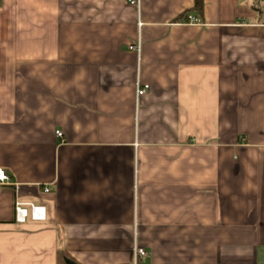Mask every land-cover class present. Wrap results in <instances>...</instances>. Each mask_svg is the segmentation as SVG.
<instances>
[{"label":"crops","instance_id":"obj_1","mask_svg":"<svg viewBox=\"0 0 264 264\" xmlns=\"http://www.w3.org/2000/svg\"><path fill=\"white\" fill-rule=\"evenodd\" d=\"M193 6L1 0L0 264H264V0Z\"/></svg>","mask_w":264,"mask_h":264},{"label":"built area","instance_id":"obj_2","mask_svg":"<svg viewBox=\"0 0 264 264\" xmlns=\"http://www.w3.org/2000/svg\"><path fill=\"white\" fill-rule=\"evenodd\" d=\"M131 3H138L139 0H129ZM1 2V0H0ZM186 23L191 24H202L203 21L200 17L195 16L193 14H189L187 18L184 20ZM141 25V23H140ZM130 49L137 51L138 53L142 50V42L141 39L138 40V43L130 45ZM150 88L149 84H139L137 87V96L141 97L144 95L147 90ZM56 134L59 137L63 136L62 131L57 130ZM10 180L9 175L6 173L4 168H0V182L5 183ZM48 191V188H45ZM16 210V220L19 223H25L29 218L36 221H45L47 219V210L44 205H38L32 202H22L20 200L16 201L15 205ZM135 254V264L138 262L139 257L146 255V250L141 247L139 244H135L134 248Z\"/></svg>","mask_w":264,"mask_h":264},{"label":"trees","instance_id":"obj_3","mask_svg":"<svg viewBox=\"0 0 264 264\" xmlns=\"http://www.w3.org/2000/svg\"><path fill=\"white\" fill-rule=\"evenodd\" d=\"M205 0H194V6L182 14L183 19H186L191 12H196L198 16H202L204 13Z\"/></svg>","mask_w":264,"mask_h":264},{"label":"water","instance_id":"obj_4","mask_svg":"<svg viewBox=\"0 0 264 264\" xmlns=\"http://www.w3.org/2000/svg\"><path fill=\"white\" fill-rule=\"evenodd\" d=\"M67 264H76V263H74V262H72L70 260H67Z\"/></svg>","mask_w":264,"mask_h":264}]
</instances>
